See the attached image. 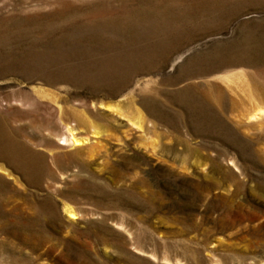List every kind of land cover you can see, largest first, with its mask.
I'll list each match as a JSON object with an SVG mask.
<instances>
[{"label": "rangeland", "instance_id": "obj_1", "mask_svg": "<svg viewBox=\"0 0 264 264\" xmlns=\"http://www.w3.org/2000/svg\"><path fill=\"white\" fill-rule=\"evenodd\" d=\"M0 264H264V0H0Z\"/></svg>", "mask_w": 264, "mask_h": 264}, {"label": "bare ground", "instance_id": "obj_2", "mask_svg": "<svg viewBox=\"0 0 264 264\" xmlns=\"http://www.w3.org/2000/svg\"><path fill=\"white\" fill-rule=\"evenodd\" d=\"M66 115H69V117L66 118L65 124L63 123L64 129L59 135H57L59 137V140L61 141V143H58V147L60 149H65V146H78L83 144L82 138L78 136L79 134H77L76 131L79 126L86 125L85 118H83L80 115V113L78 114L77 112L74 111H70L66 113L64 117ZM7 146H8L7 150L4 149V153L5 154L7 153L9 160L14 163L13 166L17 170L18 169L21 170V173L24 176H27L28 178H31L30 176L39 178L41 176L42 173L40 174V171L42 170L44 162L39 160L36 154H34L30 148H27V146H23V145H21V147L18 148L16 143L14 145L13 142H9ZM51 151H52L51 160L54 163V168L56 170L71 169L73 166H76L79 171L81 170L82 172H88L89 179H94V180L97 179L95 175L89 172V167H90L89 162L91 160L88 162V159L84 157L85 154L83 153L82 155L81 149L72 152H67L66 150H62V151L59 150V152H55L54 148H52ZM87 157L88 158L91 157L89 152ZM35 159L38 163L37 165L34 162ZM108 165H109L108 163H105L104 167H107ZM46 167L47 166H45L44 168ZM41 172L45 173L46 170Z\"/></svg>", "mask_w": 264, "mask_h": 264}]
</instances>
